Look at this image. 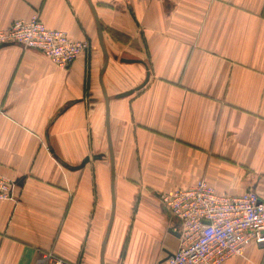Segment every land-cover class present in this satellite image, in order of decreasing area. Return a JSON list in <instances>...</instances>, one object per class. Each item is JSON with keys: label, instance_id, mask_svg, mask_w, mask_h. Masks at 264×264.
I'll use <instances>...</instances> for the list:
<instances>
[{"label": "crops", "instance_id": "1", "mask_svg": "<svg viewBox=\"0 0 264 264\" xmlns=\"http://www.w3.org/2000/svg\"><path fill=\"white\" fill-rule=\"evenodd\" d=\"M91 2L113 162L89 0H0V29L39 12L90 43L68 68L0 47V174L16 184L0 200V264H164L180 236L162 192L203 179L264 199V0ZM224 264H264V246Z\"/></svg>", "mask_w": 264, "mask_h": 264}, {"label": "built area", "instance_id": "2", "mask_svg": "<svg viewBox=\"0 0 264 264\" xmlns=\"http://www.w3.org/2000/svg\"><path fill=\"white\" fill-rule=\"evenodd\" d=\"M9 44L37 49L62 68L90 47L87 40L49 28L39 12L0 29V47ZM15 185L0 174V200L11 198ZM160 201L178 221L180 233L177 250L164 264H224L251 242L264 246V199L253 189L232 196L201 179L189 187L162 192ZM38 263L72 264L52 252L44 253Z\"/></svg>", "mask_w": 264, "mask_h": 264}, {"label": "water", "instance_id": "3", "mask_svg": "<svg viewBox=\"0 0 264 264\" xmlns=\"http://www.w3.org/2000/svg\"><path fill=\"white\" fill-rule=\"evenodd\" d=\"M89 3L91 5V8L93 10V13H94V16L96 18V22H97V27H98V34H99V41H100V44H101V47H102V51L104 53V56H105V62H104V65L101 69V73H100V82H101V85H102V90H103V93H104V97H105V100H106V125H107V133H108V142H109V150H110V155H111V161L113 162V145H112V139H111V132H110V108H109V96H108V93L106 91V88L104 86V82H103V75H104V72L106 71V68L108 66V62H109V55H108V52L106 50V47H105V44H104V40H103V31H102V26H101V23H100V20L98 18V15L96 13V10H95V7L94 5L92 4L91 0H89ZM123 61L125 62H135L137 60H134V59H122ZM149 79V73L145 79V81L140 85L138 86L137 88L133 89V90H130L126 93H123V94H119L118 96H124V95H128V94H131L132 92H134L135 90L141 88L142 86H144L146 84V82L148 81ZM99 157V156H96V158ZM90 157H87L83 163L81 164L80 167H77V168H72V169H79L81 167H83L87 161H89ZM113 171V169H112ZM113 176H114V171L112 172ZM114 208H115V201L113 199V211H112V216H111V221L109 223V228H108V233L106 235V238H105V243H106V240L108 238V234L110 232V228L112 226V222H113V218H114ZM178 236H180V233L178 231L177 233ZM104 243V244H105ZM172 255V253L169 254V256L167 258H169L170 256Z\"/></svg>", "mask_w": 264, "mask_h": 264}]
</instances>
